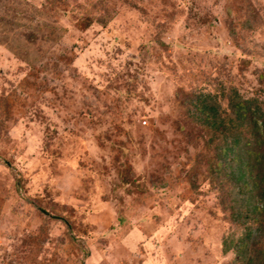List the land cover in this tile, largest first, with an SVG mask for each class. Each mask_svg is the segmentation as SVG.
Segmentation results:
<instances>
[{
	"label": "rangeland",
	"instance_id": "obj_1",
	"mask_svg": "<svg viewBox=\"0 0 264 264\" xmlns=\"http://www.w3.org/2000/svg\"><path fill=\"white\" fill-rule=\"evenodd\" d=\"M198 93L264 120V0H0V264H239Z\"/></svg>",
	"mask_w": 264,
	"mask_h": 264
},
{
	"label": "trees",
	"instance_id": "obj_2",
	"mask_svg": "<svg viewBox=\"0 0 264 264\" xmlns=\"http://www.w3.org/2000/svg\"><path fill=\"white\" fill-rule=\"evenodd\" d=\"M230 100L233 117L227 118L217 115L215 103L210 102L206 95L198 93L193 102L196 111L203 114L200 121L213 130V149L215 156L221 160V167L215 175L229 180L233 189L227 192L230 218L240 224L247 221L259 223L252 229L253 234L249 230L251 224L245 225L248 230L244 231L240 242L235 244L230 241L228 245L237 247L243 243L237 249L239 264H264V252L253 243L255 238L261 237L264 229V163L255 139L264 131V120H260L262 113L251 100L236 94Z\"/></svg>",
	"mask_w": 264,
	"mask_h": 264
}]
</instances>
